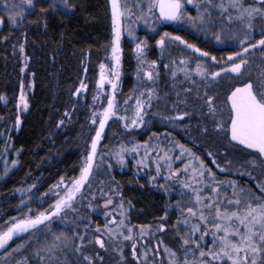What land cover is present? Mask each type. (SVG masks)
I'll use <instances>...</instances> for the list:
<instances>
[{"label":"rangeland","instance_id":"obj_1","mask_svg":"<svg viewBox=\"0 0 264 264\" xmlns=\"http://www.w3.org/2000/svg\"><path fill=\"white\" fill-rule=\"evenodd\" d=\"M122 4H126L133 13L139 14L141 10L145 15L148 16V22L144 20H137L133 17L132 20L124 19V31L120 40V47L122 49L121 54V77L117 90V102L120 107L123 108L125 105L123 101L129 97L135 98L138 95V91L143 90L144 85L138 82L137 71L138 61L136 53V44L144 42L145 58L148 62L155 61L158 65L160 72L159 77L155 81V84H149L155 88L157 99H153L152 108L147 111L144 117V127L134 129L131 132L127 131L123 127V122L117 119L110 120L105 127L103 137L98 145V156H104V162L99 164L98 172L94 171V175L91 182V187L86 189L93 191L91 199L96 200L98 197H103L106 200H102L101 208L99 211H94V208L89 203L87 208L100 215V220L92 221L87 215V211L82 210L80 207L77 208L76 213L79 216V220H71L68 215L63 216V219L68 218L71 221H75L74 225H79L83 229L84 233L88 234L83 241V246L77 250V246L81 244V241L77 238V232L73 230H63L68 233V242L73 246L75 243V253L78 255V259H83L80 263L76 264H88V261H92V264H135V259L141 264H173V260L180 261L185 257L186 251H195L194 249H186L182 244L183 239H187L190 235L189 227L185 226L182 221L185 216L182 215L179 210L180 207L190 206L191 196L187 190L180 186V183L176 179H166L169 176L167 164L161 161V169L159 175L156 172L155 157L156 151H160L161 155L163 152H168L173 157L171 161L172 170L183 169L184 164L188 163L187 154L181 159L175 157L179 155L180 149L176 145L182 144L185 148L190 149L191 152L199 157L200 161H203L205 167L210 169L214 175L216 186L220 188L221 195H226L232 198L233 184L235 185V192L239 196L244 191H250L255 196L259 197L262 195L260 188H264V156H260L257 152L251 149H246L236 142L230 140V132L227 131L230 128L229 115H230V103H226V96L230 94L229 89L233 84L240 86L243 80L248 79L247 74L241 80L233 79L231 76L218 77L216 80L201 79L198 76L193 75L192 83L184 78L183 72L179 65V60L187 59L189 64L188 68H194L196 57L198 54L192 53L190 50L184 48L179 43L170 44L166 40V46L164 50H161L157 41L161 39L163 34L167 32L162 29V22L159 19L156 9H153L152 13L147 12V5L150 0H121ZM213 4L219 2V0H212ZM241 2L248 6L253 3V0H241ZM22 0H0V31L4 29V33L0 35V42L5 43V36L8 35V30L14 27V24L10 22L9 16L12 14L9 9L5 8V4L8 5H21ZM204 0H194L193 7L186 5L185 12L188 16L197 17L198 12L194 5H200L201 11H203ZM109 26L110 34L107 43L104 46L102 52L97 54H89L87 58L83 59V64L80 67L81 75L73 90V101L69 105L70 111L73 113L72 118L69 117L68 128L77 129V133L70 131L66 133L65 140L68 136L73 135V139L70 144L62 142L57 145V150L60 154L72 153L74 156H78V175L79 177L80 168L85 155L90 151L91 141L95 137V131L98 130V124L93 125L91 118L93 111H102L103 107H106L105 98L110 94V86L105 85L103 90L97 88V81L99 79V65L104 63L111 65V45L114 40V28L111 17V3L109 0ZM53 6L57 9H62V0H53ZM19 11L24 12V15L28 10L18 8ZM208 12L211 13L210 18H206L205 25L201 28L199 25L191 24H177L172 23L171 27L177 28L175 32L170 34L171 36L178 35L180 30L191 33L190 38L181 37L188 43L200 48L201 51L209 53V57L215 56L217 61H223L228 55L234 54L239 51L238 40L242 37L247 36L249 42H255L262 38L264 34V18H255L251 21V30L247 29V21L244 23H238L235 20V12L229 10L228 13L222 14L219 8H209ZM23 15V17H24ZM228 15L233 16V21L228 22L226 17ZM20 19L19 17L17 20ZM211 20V23L208 22ZM4 20V21H3ZM132 28L133 35H128V28ZM159 27V28H158ZM18 28V27H17ZM182 32V31H181ZM219 35L221 42H217L215 37ZM205 45V48L201 47ZM211 48H208V45ZM211 49V50H210ZM213 49V50H212ZM213 51V52H212ZM220 51V52H218ZM218 53V54H216ZM251 79L253 81L254 89L258 87H264V82L259 73L264 68V52L259 49L251 53ZM176 61V63H173ZM199 62L208 68L209 72L218 71L219 66L214 64L210 58H200ZM169 67L166 69L164 65ZM13 66V65H12ZM14 67V66H13ZM87 68V72L84 69ZM177 73L176 77L173 78L171 72ZM129 79V81H128ZM81 82L87 85L86 91H81L80 95H76V91L80 88ZM14 83H18L14 81ZM14 85V84H12ZM185 89H191L190 92H185ZM177 92L180 93L177 96ZM23 94V92H22ZM99 95V100L94 99V96ZM207 97H214V108L215 112L209 110L208 105L205 103ZM10 98L6 94L2 95L0 100V107H7L9 115L16 103H11ZM19 104H22L21 101ZM134 105V100H129V106ZM3 111V110H2ZM183 112H188V116L183 121L171 122L167 117L175 116ZM3 113V112H2ZM21 113V112H20ZM120 114H124L121 112ZM3 113L0 118V138H8V135L14 130L13 124H10L9 118ZM79 122L81 124H79ZM223 125V129L218 128V125ZM204 129H207L205 132ZM134 145L140 146L138 148L139 155L136 153L126 154V163L121 165L116 162L113 153L121 146L128 148ZM145 145H147V151L151 152V156L145 157ZM156 148V151H152ZM162 150V151H161ZM212 155L209 156L208 153ZM145 160L144 165H138L137 160ZM215 160V163H213ZM99 163V162H98ZM198 161L193 160L192 166L195 167ZM111 167H107V165ZM216 164L220 167L217 168ZM114 170L129 171L135 177L143 175L151 184L153 183L157 188L165 191L168 196V204L166 206L169 214L175 213L174 222L172 228L169 230V243L161 237L166 235L164 231H159L160 223L147 225H132L128 218L129 205L124 199L121 198L119 192V186L115 185V181L112 177ZM191 168L188 173L181 172L179 180L188 181L191 176ZM155 177V179H153ZM62 180V178H61ZM58 181L54 186L58 185ZM71 179L63 178L65 183H68ZM103 182V183H101ZM204 183L211 185L212 179L205 173ZM52 187L48 192V196H45L33 210L40 209L44 210L53 203L55 197L52 195L55 187ZM103 188V194L100 189ZM95 193V194H94ZM204 195H211L207 189H205ZM108 198H111L113 203L105 208L104 205ZM179 204V207L177 206ZM27 209L24 210L26 212ZM109 213L111 215H109ZM122 213V214H121ZM23 214V213H22ZM16 215L14 217H19ZM115 217L119 222L124 221V228L120 231L124 235H128V228H131L132 240H124L122 236L115 234L109 235L108 229L115 228V225L109 223L112 217ZM13 218V217H12ZM62 219V220H63ZM62 220H54L59 224ZM57 223V227H58ZM99 223V224H98ZM101 223V226H100ZM163 225V223H161ZM65 228V224H60L59 230ZM143 228L145 231L141 234L140 229ZM99 229V231H97ZM243 231V229H241ZM37 234V233H36ZM35 234V235H36ZM34 235V236H35ZM80 236V235H79ZM30 237L33 239V235H27L23 238H16L10 242L7 251L0 250V264H10V254L19 252L24 246V241ZM102 239L105 244V248H100L99 244L95 241L96 239ZM171 239H175L171 241ZM206 244L204 245V251H207L212 247L211 235L204 238ZM135 241L136 256L132 258V251L129 253L131 258L126 256L125 252L121 256L115 255L113 250L119 251L120 253L123 248L127 245V249H132L133 242ZM42 242V239H41ZM41 242L37 246L41 247ZM108 242L109 246L106 245ZM19 246V250H18ZM44 249L49 248L48 245H42ZM74 248V247H73ZM122 248V249H121ZM165 248L174 251L176 257L169 256ZM99 249V250H98ZM147 250V260L144 259V252ZM2 251V252H1ZM89 251L91 258L87 255ZM92 251V252H90ZM99 252V253H97ZM56 254V253H55ZM43 258H50L49 264H51V257L44 250L40 254ZM198 256V252H197ZM88 258V260L85 259ZM189 260H192L191 255L188 256ZM258 264L260 257H257ZM41 263V260L39 264Z\"/></svg>","mask_w":264,"mask_h":264},{"label":"snow or ice","instance_id":"obj_2","mask_svg":"<svg viewBox=\"0 0 264 264\" xmlns=\"http://www.w3.org/2000/svg\"><path fill=\"white\" fill-rule=\"evenodd\" d=\"M111 3V17L114 28V40L111 45V65L101 63L99 65V79L97 81V88L103 90L105 85L110 86V94L105 98L106 107L102 111H93L91 123L98 124V130L95 131V137L91 141L90 151L85 155L80 168L78 178L70 180L65 183L63 179L54 186L55 189L52 195L55 197L53 203L49 204L44 210L28 207L27 203L24 208L27 209L19 217H13L0 223V250L7 251L10 242L16 238H23L25 234L35 235L36 232L43 231L45 228H50L54 220H62L63 216L69 213L76 212L79 207V201L84 199V189L91 187L94 171L98 172L99 164L104 162V156H98V145L103 137L105 127L110 120L117 119L123 122L125 130L131 132L134 129L144 127V117L147 111L152 108L153 99H157L155 88L148 86L155 84V81L160 75L158 65L155 61L148 62L145 58L144 42L136 44V53L138 61L137 79L142 85L143 90L138 91V95L133 98L129 97L123 101L125 107L121 108L117 102V90L121 77V54L120 40L124 31L123 20L126 18L132 20L133 17L137 20H144L148 22V16L141 12L139 14L133 13L126 5L122 4L121 0H110ZM194 0H150L147 5V12L152 13L153 9L159 10V18L164 21H170L177 24H191L204 27L206 18H210L211 13L209 8H219L222 14L228 13L229 10L235 12V20L238 23H247V29L251 30V21L257 17L264 18V0H253V3L245 6L241 0H219L218 3L213 4L212 0H204L203 11L200 5H194L198 12L197 17L188 16L185 12L186 5H193ZM62 7L66 11H71L72 6L68 4V0H62ZM5 8L12 13L9 16L12 24L17 23V18H23L24 12L19 11L18 8L32 10L34 8L33 0H22L21 5H8ZM41 11H44L41 9ZM229 23L233 21V16L226 17ZM211 23V20L208 19ZM128 35L132 36V28H128ZM217 42H221V37H215ZM166 40L170 44L179 43L184 48L190 50L192 53L198 54L194 68H188L189 61L187 59L179 60V65L183 66L180 71L183 72L184 78L192 83V76H198L201 79L216 80L218 77L231 76L233 79L241 80L247 74L248 79L243 80L240 86L233 84L229 89L230 94L226 96V103H230L229 124L230 140L236 142L238 145L246 149H251L264 156V87L254 89L253 81L251 79L252 57L251 53L257 49L264 52V34L262 38L255 42H249L247 36L238 40L239 51L232 55H228L223 61H217L215 56L209 57V53L201 51L200 48L183 40L180 36H171L165 32L161 39L157 41L161 50L165 49ZM23 51V48H21ZM200 58H210L214 64L219 66L218 71L209 72L208 68L199 62ZM176 63V61H173ZM264 63V61H262ZM167 69L169 66L166 64ZM87 72V68L84 69ZM173 78L176 77L175 71L171 72ZM264 82V68L259 73ZM87 85L83 82L80 88L76 91V95H80L81 91H86ZM185 92H190L191 89H185ZM180 93L177 92V96ZM21 103L25 108L28 107L23 95L21 96ZM94 99L99 100V95L94 96ZM214 97H207L205 103L208 105L211 112H215ZM129 100H134V105L129 106ZM123 112L124 114H120ZM67 115V113L65 114ZM188 116V112H183L175 116L167 117L171 122L183 121ZM19 123V121H17ZM63 123V121H61ZM218 128L223 129V125H218ZM206 132L207 129H204ZM180 149L179 155L176 159H181L187 154L189 160L184 164L183 169L172 170L171 161L173 157L168 152L156 151L155 164L156 172L159 175L161 169V161L166 162L169 171V176L166 179H176L180 186L187 190L191 196L190 206L180 207L182 215L185 219L182 223L189 227V237L182 240L183 246L186 249H194L195 251H186L185 257L180 260H173V264H258L257 257H260L259 264H264V188H260L261 196L257 197L250 191H244L239 196L235 192V185L233 184L232 198L226 195H221L220 188L216 186L214 175L210 169H207L203 161L199 160L190 149H187L182 144L176 145ZM140 146L134 145L131 148L121 146L119 150L115 151L116 162L118 164H125L126 154L136 153L139 155L138 148ZM145 145V157L151 156V152L147 151ZM162 151V150H161ZM212 155L211 152L208 153ZM198 161L195 167L192 166V161ZM99 162V163H98ZM215 163V160H213ZM138 165H144L145 160H137ZM14 166V165H13ZM111 167V165H107ZM216 167L220 166L216 164ZM191 168V176L188 181L179 180L181 172L188 173ZM7 171V165H5ZM205 173L212 179L211 185L204 183ZM155 179V177H153ZM103 183V182H101ZM205 189L211 195H204ZM103 194V188L100 189ZM48 196V193L44 194ZM113 203L111 198H108L104 207L108 208ZM179 207V204L177 205ZM122 214V213H121ZM109 215H111L109 213ZM110 224L115 225V228L108 229V234L122 236L124 240H132L131 228H128V235H124L121 228H124V221L119 222L113 216L109 221ZM243 229V231H241ZM161 226L159 231H163ZM99 231V229H97ZM141 228V234L144 233ZM211 235L212 247L207 251L202 250L206 244L205 237ZM81 244L77 246V250L83 246L84 237L77 235ZM100 248H105L104 241L97 238L95 241ZM68 243L67 237L61 238L57 236L54 238L53 244L45 249L51 257L56 252L61 250L62 246ZM19 250V246H18ZM169 256L175 258L176 253L165 248ZM133 256H136L135 241L132 247ZM198 252V256H197ZM144 259L147 260L148 252H144ZM193 257L192 260L188 256ZM88 260L87 257H85ZM92 264V261H88Z\"/></svg>","mask_w":264,"mask_h":264},{"label":"trees","instance_id":"obj_3","mask_svg":"<svg viewBox=\"0 0 264 264\" xmlns=\"http://www.w3.org/2000/svg\"><path fill=\"white\" fill-rule=\"evenodd\" d=\"M33 3L34 8L28 10L8 30L6 42H0V100L6 94L11 103H16L10 115L7 107L5 110L0 107V118L4 113L14 127L7 139L0 138V223L22 214L25 203L30 208H36L45 198L44 194L61 178L72 180L77 177L78 156L71 152L60 154L57 145L64 142L67 147L73 135L64 141L66 133H77V129L68 128L67 124L73 115L69 105L81 75L83 59L89 54L99 55L110 34L109 0H68L72 6L70 12L57 9L53 6V0H33ZM161 28L171 33L177 29H169L166 25ZM178 29L181 37L191 39V33ZM4 32L2 28L0 35ZM201 47L205 48L202 42ZM211 47L209 44L208 48ZM22 95L27 108L19 104ZM112 177L115 185L119 186L121 198L129 205L127 216L130 224L160 223L158 226H163L166 233L161 238L169 243V230L175 213L169 214L166 208L168 194L151 184L143 175L135 177L129 171L114 170ZM92 194L93 191L85 188L84 199L79 201V207L87 211L83 217L89 216L92 221H97L101 216L90 211L87 205L90 203L94 211L100 212L102 200L106 199L98 197L90 200ZM69 217L79 220L76 212L70 213ZM71 220H62L60 224H65L62 230H59L60 224L53 221L50 228L36 232L33 239L28 237L19 252L10 254V264H39L40 260V264H49L50 258L40 255L45 250L42 245L51 246L57 236L67 237L68 240V233L63 230H73L84 238L88 237L81 226L72 224L75 221ZM40 242L41 247L38 248ZM74 245L68 242L62 246L54 258L51 257V264L84 261L78 259ZM106 245L109 246L108 242ZM126 248L127 245L120 253L113 251L117 256L125 252L131 258L129 253L132 249ZM87 255L92 257L89 251ZM134 262L141 264L136 259Z\"/></svg>","mask_w":264,"mask_h":264},{"label":"flooded vegetation","instance_id":"obj_4","mask_svg":"<svg viewBox=\"0 0 264 264\" xmlns=\"http://www.w3.org/2000/svg\"><path fill=\"white\" fill-rule=\"evenodd\" d=\"M160 20H161V19H160ZM172 23H173V22H169V24H165V23L162 22V26H165V25H166V26H169V29H170ZM167 32H168V31H167ZM169 33L172 34L171 32H169ZM178 35H179V34H178Z\"/></svg>","mask_w":264,"mask_h":264},{"label":"water","instance_id":"obj_5","mask_svg":"<svg viewBox=\"0 0 264 264\" xmlns=\"http://www.w3.org/2000/svg\"><path fill=\"white\" fill-rule=\"evenodd\" d=\"M157 11H158V14H159V10L157 9ZM164 21V20H163ZM164 22H170V21H164Z\"/></svg>","mask_w":264,"mask_h":264}]
</instances>
